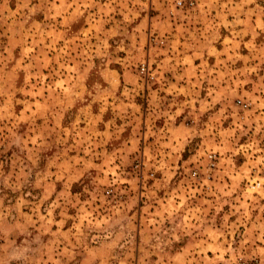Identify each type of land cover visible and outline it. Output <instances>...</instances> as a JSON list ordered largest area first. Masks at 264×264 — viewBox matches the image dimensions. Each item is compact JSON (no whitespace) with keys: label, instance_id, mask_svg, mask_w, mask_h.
<instances>
[{"label":"rangeland","instance_id":"374dc122","mask_svg":"<svg viewBox=\"0 0 264 264\" xmlns=\"http://www.w3.org/2000/svg\"><path fill=\"white\" fill-rule=\"evenodd\" d=\"M177 1L0 0V264H264V107L242 113L233 84L205 112L159 89L158 23L202 4ZM212 153L207 189L191 172Z\"/></svg>","mask_w":264,"mask_h":264},{"label":"crops","instance_id":"0c3cea01","mask_svg":"<svg viewBox=\"0 0 264 264\" xmlns=\"http://www.w3.org/2000/svg\"><path fill=\"white\" fill-rule=\"evenodd\" d=\"M187 13L186 20L175 19L173 22L169 17L158 23L160 36L164 35L162 31H168L170 35L167 39L170 38V45L175 48L171 55L159 59L160 65L167 64L166 67L172 70L167 75L170 81L168 87H161V84L159 89L173 94L184 92L195 101L200 98V104L195 107L200 105L198 112H205L215 104L220 105L223 91L233 84L235 88L239 87L241 96L252 99L254 109L249 111L257 113L264 107V92L262 94L258 88V81L264 80V75L254 74L252 69L264 59V0H202L196 11L189 10ZM176 52L178 55L174 54ZM231 61L239 67L236 77L230 78L226 72L211 76V72L206 70V65L211 67L214 62L226 66ZM186 102L190 103L188 99ZM179 111L182 109H159L157 113L158 118H165V126L173 130L174 134L183 132L181 124L177 126L175 120H170L175 119ZM193 112L189 111L190 114ZM254 120L248 119L249 122ZM189 136L186 131L180 135L185 139ZM146 140L147 132H144V141L147 143ZM147 218L143 215L139 217L140 221ZM141 230L144 233L145 230ZM185 247L180 249L184 250Z\"/></svg>","mask_w":264,"mask_h":264},{"label":"built area","instance_id":"2783aa9c","mask_svg":"<svg viewBox=\"0 0 264 264\" xmlns=\"http://www.w3.org/2000/svg\"><path fill=\"white\" fill-rule=\"evenodd\" d=\"M177 6L178 8H186L192 9L195 7V1L194 0H188L187 2L184 0H179L177 1ZM146 68L143 67L142 71H145ZM238 106L241 110L242 113H245L246 111H249L251 109V103L245 101V100H238L237 101ZM217 166H218V158L215 154H209L207 156V164L206 168L204 170L201 169H194L191 172V177L194 180L195 183L198 185H201L203 187H206L207 189L211 188L210 183L213 182L215 172L217 171ZM260 183L258 184V186ZM112 191H108L107 193L110 194ZM234 264H259L257 260H251V261H246V260H240Z\"/></svg>","mask_w":264,"mask_h":264}]
</instances>
